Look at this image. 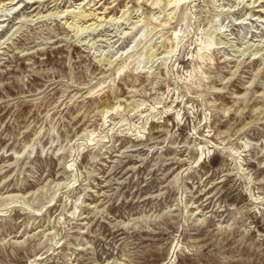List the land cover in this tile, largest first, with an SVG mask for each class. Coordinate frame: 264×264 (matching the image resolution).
I'll return each instance as SVG.
<instances>
[{
	"label": "rangeland",
	"instance_id": "374dc122",
	"mask_svg": "<svg viewBox=\"0 0 264 264\" xmlns=\"http://www.w3.org/2000/svg\"><path fill=\"white\" fill-rule=\"evenodd\" d=\"M0 264H264V3L0 0Z\"/></svg>",
	"mask_w": 264,
	"mask_h": 264
},
{
	"label": "bare ground",
	"instance_id": "6f19581e",
	"mask_svg": "<svg viewBox=\"0 0 264 264\" xmlns=\"http://www.w3.org/2000/svg\"><path fill=\"white\" fill-rule=\"evenodd\" d=\"M179 1H181V0H174V2H179ZM259 1L264 3V0H259ZM79 14H80V17H82L83 19L88 20L89 18H87V17H88L89 15H93L94 13L89 12L88 14H86V13L81 12V13H79Z\"/></svg>",
	"mask_w": 264,
	"mask_h": 264
}]
</instances>
